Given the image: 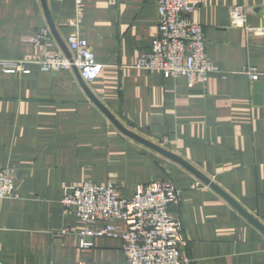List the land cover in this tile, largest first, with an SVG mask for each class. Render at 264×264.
I'll use <instances>...</instances> for the list:
<instances>
[{
  "label": "crops",
  "instance_id": "obj_1",
  "mask_svg": "<svg viewBox=\"0 0 264 264\" xmlns=\"http://www.w3.org/2000/svg\"><path fill=\"white\" fill-rule=\"evenodd\" d=\"M189 2L207 57L224 76L189 83L137 68L156 32V0H85L78 34L102 65L86 85L125 128L182 158L264 226V87L257 90L263 81L244 73L264 70V34L233 27L229 17L241 4L245 24L264 27V0ZM45 3L60 41L41 0H0V61L37 53L29 38L43 28L48 50L69 53L74 0ZM1 168L14 171L16 196L0 201V264H126L119 238L95 237L81 247L84 224L60 200L85 181H112L127 197L158 180L181 190L170 212L187 264H264V234L194 174L123 134L74 68L0 64Z\"/></svg>",
  "mask_w": 264,
  "mask_h": 264
},
{
  "label": "built area",
  "instance_id": "obj_2",
  "mask_svg": "<svg viewBox=\"0 0 264 264\" xmlns=\"http://www.w3.org/2000/svg\"><path fill=\"white\" fill-rule=\"evenodd\" d=\"M85 0H74V16L68 22L72 28L66 36L70 56L50 51V33L40 29L29 41L39 51L20 60L0 61L3 66L22 69L26 63H36L43 70L59 71L75 68L85 84L100 73L98 63L88 42L79 36ZM195 4L189 0H156V32L149 48L138 58L135 66L163 77H185L189 83L207 81L213 75L224 76L207 57L204 31L189 15ZM230 25L253 34H264V27L250 28L245 24L243 5L230 8ZM250 81L262 80L264 70L249 67L244 70ZM15 174L9 168L0 169V201L16 196ZM198 183L191 184V188ZM117 186L110 181L97 186L85 181L62 196L66 214H74L84 224L78 232L80 246L89 248L92 239L100 236L119 238L126 264H187L183 251L181 225L173 218L170 207L179 201L181 190L168 180H158L131 196L116 194ZM116 222H122L120 227ZM101 223L100 226L97 224ZM66 230H62L64 233Z\"/></svg>",
  "mask_w": 264,
  "mask_h": 264
},
{
  "label": "water",
  "instance_id": "obj_3",
  "mask_svg": "<svg viewBox=\"0 0 264 264\" xmlns=\"http://www.w3.org/2000/svg\"><path fill=\"white\" fill-rule=\"evenodd\" d=\"M43 8H44V12L47 18V22L48 25L53 33V35L57 38V40H59V37L55 31V28L51 22V19L49 17V13H48V9L45 3V0H41ZM60 41V40H59ZM63 48V52L64 54L69 57L70 54L67 52L66 49ZM76 74L79 77V80L81 82L82 87L84 88V90L86 91L87 95L89 96L90 100L92 102H94V104H96V106H98V108L107 116V118L125 135H127L130 138H133L135 140H137L138 142L144 144L145 146H148L150 148H152L153 150H155L156 152L162 154L163 156L173 160L174 162H177L179 165H181L183 168H185L186 170H188L189 172H191L192 174H194L199 180H201L203 183L209 185L213 190H215L220 196H222V198H224L229 204H231L240 214H242L251 224H253L256 228H258L263 234H264V226H262L258 220H256L251 214H249L242 206H240L233 198H231L226 192H224L221 188H219L215 183H213L212 181H210L206 176H204L203 174H201L199 171H197L193 166H191L189 163H187L186 161H184L182 158L176 156L175 154L169 152L168 150L153 144L141 137H139L138 135H136L135 133L131 132L130 130H128L127 128H125L96 98L95 96L91 93V91L89 90V88L87 87V85L83 82V80L81 79L78 71L74 68ZM259 87L256 88L257 90L263 91V87H264V83L259 81L257 82ZM261 86V87H260Z\"/></svg>",
  "mask_w": 264,
  "mask_h": 264
}]
</instances>
